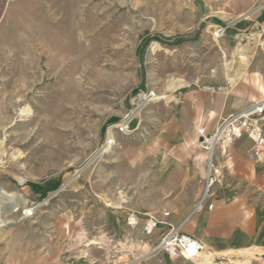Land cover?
Segmentation results:
<instances>
[{"label":"rangeland","instance_id":"obj_1","mask_svg":"<svg viewBox=\"0 0 264 264\" xmlns=\"http://www.w3.org/2000/svg\"><path fill=\"white\" fill-rule=\"evenodd\" d=\"M233 3L0 0V188L19 199L3 207L0 230L45 227L63 247L65 264H199L153 251L163 230L146 237L142 223L131 230L126 220L201 196L204 154L196 151L188 164L156 157L155 138L185 90L226 87L240 99L252 89L246 64L264 58V33L249 28L236 36L233 25L257 15L264 0ZM218 27L225 30L219 38ZM237 61L243 76L227 85ZM148 91L167 97L137 113ZM126 115L133 117L130 132L119 134ZM108 137L115 144L102 152ZM219 171L252 211L245 214L248 237L234 251L207 248L201 257L212 252L214 264H235L245 261L238 250L264 252V178L259 172L237 182ZM250 264H264V256Z\"/></svg>","mask_w":264,"mask_h":264},{"label":"crops","instance_id":"obj_2","mask_svg":"<svg viewBox=\"0 0 264 264\" xmlns=\"http://www.w3.org/2000/svg\"><path fill=\"white\" fill-rule=\"evenodd\" d=\"M247 2L248 0H234L233 4L240 3L243 8ZM248 18L237 20L234 23L236 36H240L249 28L264 33V7L257 15ZM252 37L258 41L260 35L253 34ZM248 39V36H245L241 41ZM262 44L264 45V41ZM261 48L264 51V47ZM235 63L240 64L238 61ZM246 66L248 67L249 85L252 89L240 99L234 94L229 96L225 91L219 90L211 93L201 89H191L180 93L182 101L174 118L170 119L168 126L165 127L166 130L159 132L155 138L158 145L156 157L165 156L168 159H176L188 164L192 155L196 151H201L196 145L198 140L196 130L199 126L211 132L221 117L240 109L239 105L233 103L237 101L257 102L264 98V58L261 60L254 57L247 62ZM250 147L251 143L248 139L237 141L231 147L227 158L216 155L215 164L223 166L226 171L225 176H231L237 182L244 179L248 181L255 179V175L259 172L264 178V158L262 162L260 161L261 163L255 164L256 162L249 154ZM234 187L232 184H227L226 179H220L209 199V202L213 204L211 210L204 208L191 214L199 196L189 205L178 203L167 205L166 211L170 212L169 222L177 225L189 217L182 227L184 234L201 241L206 248L215 252L234 251L235 248L232 247L246 244L248 234L244 235V232L249 231V219L245 214L252 213L250 208L245 210L243 197L235 191ZM161 214L162 212H157L146 216ZM140 222L143 223V220ZM246 249L262 251L257 247L237 249V253L243 256L244 260L246 256L241 253L242 250L247 251ZM63 252L61 244L49 237L45 227L29 224L22 228L11 227L0 230V264H65L64 261H69L63 256ZM263 254L262 251L259 256H264ZM256 256L258 254L254 259Z\"/></svg>","mask_w":264,"mask_h":264},{"label":"built area","instance_id":"obj_3","mask_svg":"<svg viewBox=\"0 0 264 264\" xmlns=\"http://www.w3.org/2000/svg\"><path fill=\"white\" fill-rule=\"evenodd\" d=\"M224 29L217 28L214 34L217 38L222 37ZM230 83L228 82L227 85ZM212 90V89H211ZM219 91H225L226 87L218 88ZM167 96L158 95L155 91H148L139 97L138 103L146 105L152 102L161 101ZM133 117L126 115L116 126L117 133L127 134L130 132V125ZM198 136V146L204 154L203 166V190L197 200L192 213L204 208L211 210L213 204L209 202L213 194V189L218 183L222 173L219 171L223 167L215 164V157L219 155L227 158L231 147L242 139H248L251 143L249 154L254 161L260 162L264 158V98L257 102H252L247 106L233 112L225 117H221L214 130L207 132L203 126L196 130ZM115 144L113 138H107L102 145L101 151H106ZM31 210H24V216H29ZM170 212L163 211L161 215L146 216L142 223V233L146 237H151L157 229L163 232L156 243L153 251L167 252L174 257L182 258L189 261H197L201 255L206 252V246L199 240L182 232V227L189 217L185 218L177 225L169 222ZM141 219L131 213L127 216L126 225L129 229L134 230L140 227ZM225 264V263H224Z\"/></svg>","mask_w":264,"mask_h":264},{"label":"bare ground","instance_id":"obj_4","mask_svg":"<svg viewBox=\"0 0 264 264\" xmlns=\"http://www.w3.org/2000/svg\"><path fill=\"white\" fill-rule=\"evenodd\" d=\"M230 70H231V72L228 74V78H227L229 83H236L239 79L242 78L243 75H242L240 66L238 64L235 63ZM238 71H239V73H237ZM143 104L144 103L141 100L139 108L136 111L137 113L140 111V108L143 106ZM17 197L18 196H15L13 193H9L6 190L0 188V207H1L0 208V227H4V225L6 224V220H5V218L3 216V212H2L3 207L5 205H7V204H9V205L10 204H14V207H15L17 205L16 200H19V199H17ZM123 197H124L123 195H120V197L118 198V202L119 203L125 202ZM26 210H31V208L26 209ZM244 250H242L243 252L241 254L242 255L244 254L246 256V260L243 261V262H239L238 261V262H233V263H236V264H238V263H240V264H249L250 260L252 258H254L256 254H258V255L262 254V251H260L258 249H252V250H247L246 249L247 251H245V252H244ZM214 255L215 254H213L212 252H208L207 254L203 255L199 259V264H214L213 260H212Z\"/></svg>","mask_w":264,"mask_h":264},{"label":"trees","instance_id":"obj_5","mask_svg":"<svg viewBox=\"0 0 264 264\" xmlns=\"http://www.w3.org/2000/svg\"><path fill=\"white\" fill-rule=\"evenodd\" d=\"M186 38L185 39H179L177 41H175V43H173V45H177V44H181L183 42H185ZM143 47H141V50H142Z\"/></svg>","mask_w":264,"mask_h":264}]
</instances>
